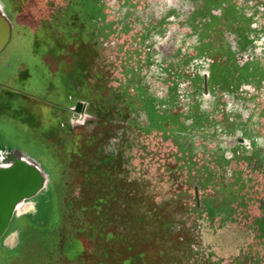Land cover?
I'll return each mask as SVG.
<instances>
[{
    "label": "rangeland",
    "instance_id": "1",
    "mask_svg": "<svg viewBox=\"0 0 264 264\" xmlns=\"http://www.w3.org/2000/svg\"><path fill=\"white\" fill-rule=\"evenodd\" d=\"M0 12V167L43 177L0 264H264V0Z\"/></svg>",
    "mask_w": 264,
    "mask_h": 264
},
{
    "label": "water",
    "instance_id": "2",
    "mask_svg": "<svg viewBox=\"0 0 264 264\" xmlns=\"http://www.w3.org/2000/svg\"><path fill=\"white\" fill-rule=\"evenodd\" d=\"M12 26L0 12V54L11 41ZM81 104L78 105V110ZM43 186L39 169L21 161L10 167H0V240L6 231L14 210L26 198L37 193Z\"/></svg>",
    "mask_w": 264,
    "mask_h": 264
},
{
    "label": "bare ground",
    "instance_id": "3",
    "mask_svg": "<svg viewBox=\"0 0 264 264\" xmlns=\"http://www.w3.org/2000/svg\"><path fill=\"white\" fill-rule=\"evenodd\" d=\"M16 164V163H15ZM12 165H14V163L13 164H10L8 167H10V166H12ZM7 168V167H6Z\"/></svg>",
    "mask_w": 264,
    "mask_h": 264
},
{
    "label": "flooded vegetation",
    "instance_id": "4",
    "mask_svg": "<svg viewBox=\"0 0 264 264\" xmlns=\"http://www.w3.org/2000/svg\"><path fill=\"white\" fill-rule=\"evenodd\" d=\"M9 165H5L4 167L6 168V167H8Z\"/></svg>",
    "mask_w": 264,
    "mask_h": 264
}]
</instances>
